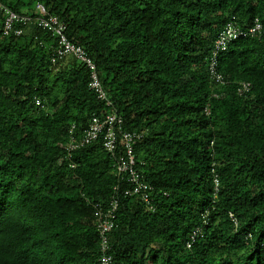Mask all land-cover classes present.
<instances>
[{
	"label": "trees",
	"instance_id": "16d2710c",
	"mask_svg": "<svg viewBox=\"0 0 264 264\" xmlns=\"http://www.w3.org/2000/svg\"><path fill=\"white\" fill-rule=\"evenodd\" d=\"M38 4L95 61L125 129L144 133L134 152L153 210L125 195L121 151L102 139L67 159L71 130L106 105L78 61L52 62L51 32L4 36L0 15V264H100L95 205L113 198V264H264V34L220 55L223 83L209 69L221 29L251 25L264 0H0L20 15Z\"/></svg>",
	"mask_w": 264,
	"mask_h": 264
},
{
	"label": "built area",
	"instance_id": "2783aa9c",
	"mask_svg": "<svg viewBox=\"0 0 264 264\" xmlns=\"http://www.w3.org/2000/svg\"><path fill=\"white\" fill-rule=\"evenodd\" d=\"M0 15L3 18V35L10 36L23 35L27 28L36 25L39 28L51 32L57 41L56 50L52 62H58L67 58H74L89 72V90L97 98L105 103L106 110L99 114H92L89 126L81 136H75L73 129L70 132V139L66 144L67 159L70 160L73 154L86 145L93 144L98 140H103V147L112 155H121L116 160V170L118 175L127 177L129 184L134 187L127 189L125 195L138 198L147 208L153 210V197L151 196L154 188L145 182L137 171L135 157V146L144 138L143 132L128 131L124 127V119L115 109L110 100L107 89L101 81L100 74L95 61L87 51L67 36V24L58 16L51 15L46 8L38 4L33 15H20L10 8L0 5ZM264 34V10L262 17L254 19L251 25L241 26L233 19L225 24L218 33L215 41L214 51L210 61V72L218 83H223L222 76L217 72L219 57L222 53L229 50L231 44L240 39L260 38ZM250 84H243L240 93L248 91ZM40 102L37 101V104ZM74 128V127H72ZM217 191L219 184L216 185ZM118 200L112 199L109 205L96 203L94 219L99 228L102 238L103 255L100 264H113V257L109 251L107 234L114 228V220L118 210ZM194 241V236L191 238ZM190 247V243L188 244Z\"/></svg>",
	"mask_w": 264,
	"mask_h": 264
}]
</instances>
